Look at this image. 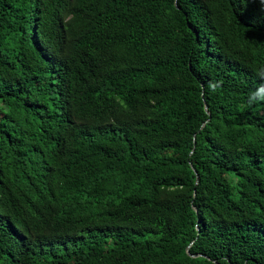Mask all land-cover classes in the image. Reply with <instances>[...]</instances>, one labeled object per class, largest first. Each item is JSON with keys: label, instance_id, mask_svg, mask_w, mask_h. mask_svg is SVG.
Masks as SVG:
<instances>
[{"label": "trees", "instance_id": "obj_1", "mask_svg": "<svg viewBox=\"0 0 264 264\" xmlns=\"http://www.w3.org/2000/svg\"><path fill=\"white\" fill-rule=\"evenodd\" d=\"M0 264H264V0H0Z\"/></svg>", "mask_w": 264, "mask_h": 264}, {"label": "water", "instance_id": "obj_2", "mask_svg": "<svg viewBox=\"0 0 264 264\" xmlns=\"http://www.w3.org/2000/svg\"><path fill=\"white\" fill-rule=\"evenodd\" d=\"M205 108L207 110V104L205 103ZM194 171L196 172V170L194 169ZM199 179V175L197 174V180ZM197 182V181H196ZM192 255H196V254H192Z\"/></svg>", "mask_w": 264, "mask_h": 264}]
</instances>
